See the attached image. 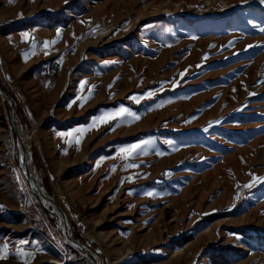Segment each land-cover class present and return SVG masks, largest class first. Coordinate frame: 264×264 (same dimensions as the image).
<instances>
[{"label":"rangeland","instance_id":"374dc122","mask_svg":"<svg viewBox=\"0 0 264 264\" xmlns=\"http://www.w3.org/2000/svg\"><path fill=\"white\" fill-rule=\"evenodd\" d=\"M259 27V0H0V82L41 185L102 264H264V184L244 187L264 177ZM33 84L27 111L16 89ZM121 106L141 119L76 133ZM10 111L0 98V264H24L18 248L29 264H88L22 178ZM143 140L145 154L120 158Z\"/></svg>","mask_w":264,"mask_h":264},{"label":"snow or ice","instance_id":"6c2138e0","mask_svg":"<svg viewBox=\"0 0 264 264\" xmlns=\"http://www.w3.org/2000/svg\"><path fill=\"white\" fill-rule=\"evenodd\" d=\"M244 2H246V0H242V4ZM259 3L264 5V0H259ZM249 23H252V21H249ZM253 27H258V26L253 24ZM259 31L264 32V27H259ZM57 35L58 36L60 35L59 31L57 32ZM24 39L29 40L30 34L25 33ZM192 39H196V37H192ZM55 43H56V41H50V42L46 41V42H44L43 47L45 49H49L51 47V45H53ZM252 47H264V45H255V46L249 45L248 46V48H252ZM236 55H239V54L237 53ZM25 59H27V55L25 56ZM205 59H207V57H205ZM185 74L186 73L180 74L181 79H183ZM262 83H264V81H262ZM86 84H87V81H84L81 83L80 87L82 90L84 89ZM178 85H179V81H175L174 86H178ZM153 95H154L153 92H148L145 98H152ZM92 97H93V93L91 90H89V96L82 97L80 99V107H83L84 104L87 103L88 100H90ZM131 99L133 101L139 103L141 98L133 96V97H131ZM74 103H75V101H74ZM126 118H128L127 119L128 126H130L131 122L139 121L141 119V117L137 113L133 112L131 109L121 106L120 108H118L116 110L107 111V112L103 113L99 118H93L91 128H87V127L86 128H78V129H76V133H79L81 135V137H83V135L86 134L88 131H91L93 129H98L99 125L109 124L113 120H117V121L121 122L117 126H123V123L126 122ZM112 130L114 131L115 128H113ZM205 131H207V129H205ZM61 135L73 136V133H67V134H61ZM75 143L78 145L81 144L82 139H76ZM150 143H151V141L143 140V141H140L137 143H133L128 147L121 148L120 149V158L124 159V160H129V161L134 160L139 155L145 154L142 152V150L145 148L146 145H148ZM169 143H171V142L169 141ZM126 167L128 169H132V168H138L139 165H137L135 163H129ZM113 171H115V169H113ZM250 175H252V174H250ZM127 179L129 181L134 182L135 177L129 176ZM257 184H264V177L252 175V182L244 185V187L251 189V188L255 187ZM146 195H148L150 197H154L156 194L153 192H148V193H146ZM237 238L239 239V237H237ZM23 243H27V242H23ZM17 255L24 258V264H29L30 259H32L34 257L33 253L25 252L24 250L19 249V248L17 249ZM8 257H9V248H8L7 244H4L3 247H0V260H5Z\"/></svg>","mask_w":264,"mask_h":264},{"label":"water","instance_id":"95a60500","mask_svg":"<svg viewBox=\"0 0 264 264\" xmlns=\"http://www.w3.org/2000/svg\"><path fill=\"white\" fill-rule=\"evenodd\" d=\"M0 98L8 100L10 103V106H11L10 123H11L13 131L15 133L16 142H17V145H18L19 150H20L21 155H22V158H21L22 167L26 168L27 163H28L29 151H28L27 146L25 145V143L22 139L21 132H20L19 126L17 124L16 101L13 98V96L10 93H8L7 91H5L4 89H2L1 86H0ZM27 178L30 181H32V183L34 185V190L36 191V193L41 198H44L48 202L49 206L52 208V210L48 211V212L51 215H54L58 218L60 228H61L63 234L65 235V237L68 241V244L70 246H72V245L77 246V247L81 248L83 251H85L86 254H89L92 256L93 254H92L91 250L84 243L78 241L77 239H75L72 236V234L70 232V226L68 223L67 215L65 214L62 207L55 201V199L45 191V189L41 185L39 179H37L35 176L31 175L29 172H27ZM94 261H96V260H94Z\"/></svg>","mask_w":264,"mask_h":264},{"label":"bare ground","instance_id":"6f19581e","mask_svg":"<svg viewBox=\"0 0 264 264\" xmlns=\"http://www.w3.org/2000/svg\"><path fill=\"white\" fill-rule=\"evenodd\" d=\"M1 99H2V100H5V99H3V98H1ZM159 114H160V113H159ZM148 129H149V128H148ZM141 130H142V128H141ZM13 132H14V131H13ZM20 132H21V130H20ZM14 134H15V133H14ZM21 136H22V139H23V141H24V143H25V145H26L29 139L25 138V137L23 136L22 132H21ZM15 138H16V136H15ZM16 145H17V143H16ZM17 151H18V154H17V158H16L15 162H16V164L18 165V168H19V170H20V172H21L22 178L24 179V181H26V183H27V185H28L30 191H31L32 193L36 194V195L40 198V200H41V204H42L43 208L46 209V210H48V211H51L52 208L49 206L48 202H47L44 198H41V197L36 193V191L34 190V185H33L32 181H30V180L27 178V172H29L31 175H33V176H35L37 179H39L38 176H37V172H36V170H35V168H34V165H33V163H32V159H31V155H30V153H29V157H28L27 167L24 168V167H22V164H21V158H22V155H21V152H20V150H19L18 145H17ZM14 153H15V152H14ZM15 156H16V155H15ZM58 188H59V187H58ZM44 189H45V188H44ZM45 191L47 192L46 189H45ZM47 193H48V192H47ZM48 194H49V193H48ZM49 195H50V194H49ZM68 223H69V221H68ZM69 226H70V224H69ZM72 247H73L76 251H78V252H79V253H80V254L86 259V262H87L88 264H102L101 261H100V259H99L97 256H95L94 253H92L93 255L91 256V255H89V254H86L85 251H83L81 248H79V247H77V246L72 245ZM93 257H94V258H93ZM94 260H96V261H94Z\"/></svg>","mask_w":264,"mask_h":264},{"label":"crops","instance_id":"0c3cea01","mask_svg":"<svg viewBox=\"0 0 264 264\" xmlns=\"http://www.w3.org/2000/svg\"><path fill=\"white\" fill-rule=\"evenodd\" d=\"M12 74V73H11ZM34 78V77H33ZM57 87L50 88L49 93L53 91ZM41 89L40 86L31 85L29 90H26L22 85H18L16 89V96L19 100H21L25 106L27 111H30L31 105L36 103L35 98L37 96L38 90ZM57 90V89H56ZM61 91V89H60ZM56 93V91H55Z\"/></svg>","mask_w":264,"mask_h":264},{"label":"built area","instance_id":"2783aa9c","mask_svg":"<svg viewBox=\"0 0 264 264\" xmlns=\"http://www.w3.org/2000/svg\"><path fill=\"white\" fill-rule=\"evenodd\" d=\"M72 52L73 49L66 48L50 62L49 69L46 71L47 78L54 77L63 70L65 63ZM33 56L34 55H32V57Z\"/></svg>","mask_w":264,"mask_h":264},{"label":"trees","instance_id":"16d2710c","mask_svg":"<svg viewBox=\"0 0 264 264\" xmlns=\"http://www.w3.org/2000/svg\"><path fill=\"white\" fill-rule=\"evenodd\" d=\"M0 86H1V88L2 89H4L5 91H9L6 87H5V85L2 83V82H0ZM10 92V91H9ZM12 94V93H11ZM13 97L15 98V100H16V97L13 95ZM17 114H19V116L21 115L20 114V108L19 107H17ZM35 160H36V156H35ZM45 187V186H44ZM45 189L47 190V192L48 193H51V190H50V188H49V186H46L45 187ZM73 236L76 238V239H78V240H80L81 242H83V243H87L86 242V240L83 238V237H81V236H79V235H74L73 234ZM221 261H223V259H217V260H215L214 262L217 264L218 262H221Z\"/></svg>","mask_w":264,"mask_h":264}]
</instances>
